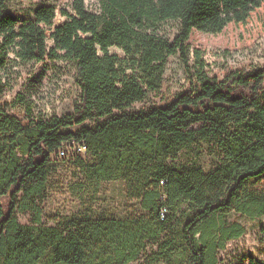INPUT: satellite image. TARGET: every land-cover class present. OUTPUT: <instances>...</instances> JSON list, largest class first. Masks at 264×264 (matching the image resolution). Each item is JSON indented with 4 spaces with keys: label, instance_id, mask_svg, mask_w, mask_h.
Segmentation results:
<instances>
[{
    "label": "trees",
    "instance_id": "obj_1",
    "mask_svg": "<svg viewBox=\"0 0 264 264\" xmlns=\"http://www.w3.org/2000/svg\"><path fill=\"white\" fill-rule=\"evenodd\" d=\"M8 2L0 0V52L24 63L73 64L80 101L71 114L26 125L0 105V264H133L158 244L174 211L185 264H217L202 231L217 228L225 243L244 229L221 228L220 218L233 210L264 217V196L249 189L264 179V69L219 81L208 77L196 52L195 88L165 106L133 108L161 91L168 58L179 55L191 70L194 31L219 35L231 24L247 26L264 0H100L99 13L72 0L54 29L55 9L41 7L18 27ZM166 23L178 25L172 42L160 37ZM195 142L217 158L212 173L168 163ZM78 143L94 158L87 179L124 181L144 214L41 223L33 206L47 187L52 157ZM29 210L38 219L23 226L17 212Z\"/></svg>",
    "mask_w": 264,
    "mask_h": 264
},
{
    "label": "rangeland",
    "instance_id": "obj_2",
    "mask_svg": "<svg viewBox=\"0 0 264 264\" xmlns=\"http://www.w3.org/2000/svg\"><path fill=\"white\" fill-rule=\"evenodd\" d=\"M71 3L72 0H9L8 11L19 27L30 20L37 9L51 7L56 12L52 26L54 29L66 20L62 12L71 13ZM86 5L90 12H100V0H86ZM45 29L50 36L51 31ZM177 34V24L166 23L161 26L160 37L172 42ZM189 47L191 70L185 67L179 55L168 58L161 91L135 105L133 110L165 106L195 88L193 75L196 52L201 55L206 74L211 79L223 81L232 72L249 75L264 69V9L254 13L247 26L231 24L219 35L194 31ZM79 101L80 89L73 64L50 59L42 63H24L12 51L6 54L0 52V105L8 115L23 125L71 114ZM65 149V157L59 154L52 157L47 187L33 206L43 225L62 227L70 220L101 217L124 219L133 214H144L140 204L128 196V187L124 181L94 182L87 179L85 168L94 163L91 153L76 156L71 147ZM168 163L177 168L197 166L207 174L218 166V160L211 149L200 142L189 145ZM249 189H256L258 194L264 196V179L251 183ZM178 208L188 211L185 203H181ZM35 210L18 211L19 223L23 226L34 225L38 219ZM178 213L174 211L158 244L150 246L140 260L133 264L188 262L183 252H180L181 244L177 241L179 227L175 222ZM234 224L244 229V235L239 239L224 243L219 238L217 228L203 230L199 238L201 236L205 245L212 250L214 248L217 264H264V217L253 219L233 210L217 223L221 228H229ZM166 239L169 243L158 252V246L164 244Z\"/></svg>",
    "mask_w": 264,
    "mask_h": 264
},
{
    "label": "built area",
    "instance_id": "obj_3",
    "mask_svg": "<svg viewBox=\"0 0 264 264\" xmlns=\"http://www.w3.org/2000/svg\"><path fill=\"white\" fill-rule=\"evenodd\" d=\"M70 147L72 148V151L76 156H82L86 151V147L84 146L83 143L73 144ZM58 154L62 157H65L66 149L62 148L61 150H59Z\"/></svg>",
    "mask_w": 264,
    "mask_h": 264
}]
</instances>
